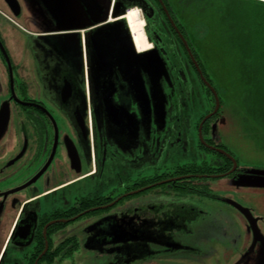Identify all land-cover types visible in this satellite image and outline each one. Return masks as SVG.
I'll return each mask as SVG.
<instances>
[{"label": "flooded vegetation", "instance_id": "flooded-vegetation-1", "mask_svg": "<svg viewBox=\"0 0 264 264\" xmlns=\"http://www.w3.org/2000/svg\"><path fill=\"white\" fill-rule=\"evenodd\" d=\"M175 1L112 0L140 12L152 47H135L163 67L141 72L142 101L117 70L98 81L87 49L127 15L35 33L0 1V100L15 112L11 130L0 120V264H264V213L229 192L248 170Z\"/></svg>", "mask_w": 264, "mask_h": 264}, {"label": "water", "instance_id": "water-1", "mask_svg": "<svg viewBox=\"0 0 264 264\" xmlns=\"http://www.w3.org/2000/svg\"><path fill=\"white\" fill-rule=\"evenodd\" d=\"M3 1L8 7L5 13L20 22V25L27 30L35 33L86 30L127 15L126 12H119L117 7L113 8L112 0H107L105 3L101 0H20L24 10L18 0ZM34 6L41 11L36 12ZM33 25L36 28H32ZM126 26V21L122 19L91 30L92 36L89 39L90 43H87V49L93 51L92 66L98 81L102 78L111 80L114 70H117L129 80L137 100L142 101L141 95L145 97V87L141 72L159 75L163 67L155 51L142 53L137 51L130 28ZM65 36H73L79 42L81 40L80 33L74 32ZM186 47L190 52L188 45ZM216 100L219 106L217 95ZM0 120L6 129L9 116L3 114L2 110ZM255 237L264 248L263 236L255 231Z\"/></svg>", "mask_w": 264, "mask_h": 264}, {"label": "rangeland", "instance_id": "rangeland-1", "mask_svg": "<svg viewBox=\"0 0 264 264\" xmlns=\"http://www.w3.org/2000/svg\"><path fill=\"white\" fill-rule=\"evenodd\" d=\"M101 1L102 3L107 2V0ZM191 1H175V11L177 7L176 16L180 19V22L185 24L189 39H193L194 42L199 44L198 47L201 50L199 54L205 66L210 68L215 88L224 101L222 122L225 124L224 134L226 143L248 170L239 177L238 182H227L231 185L229 192H231L234 202L251 210L264 213V146L261 141L262 136L260 135L261 137L255 141L256 137L254 133L250 132L254 131V127L253 124H249L250 122L246 121L245 105L244 102L242 103L241 97H239L240 95L244 97V92L240 94L236 85L231 81V69L228 57L218 48L220 43L225 40V36L221 34L224 31V26L220 25L218 20H216L218 10L212 9V11L208 12L209 15L204 16L201 13L199 14L201 16H199L195 11L197 9L192 7ZM204 5L211 8L214 6L211 0H204ZM181 8H187L184 14ZM34 9L36 12L41 11L37 6H34ZM26 17L29 16L26 15ZM34 27L36 28L33 25L32 28ZM21 28L26 29L23 26ZM3 99L0 100V112L2 110L3 114L5 113L9 116V127L7 130L9 131L15 119V112L11 103L9 101L2 102ZM258 142L262 145L258 144ZM21 178L19 176L16 180H21ZM255 264H262L260 258L256 259Z\"/></svg>", "mask_w": 264, "mask_h": 264}, {"label": "trees", "instance_id": "trees-1", "mask_svg": "<svg viewBox=\"0 0 264 264\" xmlns=\"http://www.w3.org/2000/svg\"><path fill=\"white\" fill-rule=\"evenodd\" d=\"M203 1L192 0V7L197 9L196 14L204 16L212 9L218 10L216 20L224 26L221 34L225 36L218 48L228 57L231 81L240 94L244 92V97H239L245 105L246 121L254 127L250 132L255 141L262 136L264 146V0H211L212 8L203 6ZM186 9L181 8L183 14ZM180 24L187 34L185 24ZM190 40L200 53L199 44Z\"/></svg>", "mask_w": 264, "mask_h": 264}, {"label": "bare ground", "instance_id": "bare-ground-1", "mask_svg": "<svg viewBox=\"0 0 264 264\" xmlns=\"http://www.w3.org/2000/svg\"><path fill=\"white\" fill-rule=\"evenodd\" d=\"M125 20L129 24L137 49L139 51L149 50L152 46L146 39L144 32L145 21L143 20L140 12L134 9L129 11Z\"/></svg>", "mask_w": 264, "mask_h": 264}]
</instances>
